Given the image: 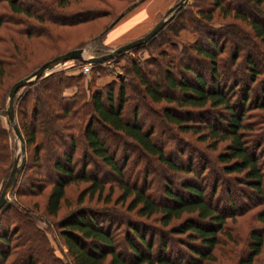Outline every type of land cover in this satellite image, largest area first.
Listing matches in <instances>:
<instances>
[{"label": "trees", "instance_id": "trees-1", "mask_svg": "<svg viewBox=\"0 0 264 264\" xmlns=\"http://www.w3.org/2000/svg\"><path fill=\"white\" fill-rule=\"evenodd\" d=\"M142 1L134 3L128 10ZM55 2V8L61 9L68 0H55ZM242 3L255 8L257 13L262 14L261 19L242 9ZM51 5L45 0H0V31L4 29V32H9V36H12L10 33L13 31L20 35L40 34L41 36L45 28L42 29L39 25H42L40 23L43 21L68 25L87 21L93 17V13L87 7L62 14L63 16L69 14L68 17H62L61 14V18L53 14L46 15L43 12L46 8H50L52 13H55ZM215 10L221 18H230L234 22L226 21L221 25L212 26ZM175 13V18L180 19V24L173 29L174 33L180 28L192 25L194 31L206 35L207 42H201L200 39L193 43L181 41L182 47L177 52L178 55H183L189 54L188 51L192 50L188 62H196L193 56L208 60L210 63L208 84L200 73L192 70L190 64L183 66L186 73L192 74L193 78L190 80H175L172 76L173 68L165 66L161 70L163 77L169 89L180 94L176 96L174 93L161 90V86L151 78L150 75H155L153 71L160 69L155 60L149 57L137 62L134 58H128L123 69L127 74L132 73L135 82L141 86V89H138L140 93L138 97L126 93L132 78L121 77L116 89L111 84L95 87L86 98L81 82L82 74L71 75L67 74L66 70H60L44 76L42 74L30 84L21 86L23 91L17 94L21 87L18 88L12 100L15 119L24 139L25 156L26 147L30 143L37 142L35 153L42 149L43 146L38 144V140L47 138L50 136L49 133L54 134L55 137L60 136L66 146L62 159L52 163V167L60 175L55 179H48L50 187L44 204L45 214L56 215L61 202H66L65 187L71 182L78 180L88 182L76 200L79 205L84 195L89 199L95 195L100 198L104 181L96 176L88 177L85 173L89 159L90 163L99 160L116 174L115 184L120 190L116 202L124 203L128 199L125 209L127 212L134 211L137 216L145 218L154 216L162 227L177 221L168 229V233L171 236L184 235L185 239H174V258L171 257L172 250L169 248L171 238H166L168 234L164 235L160 232L157 246L152 253L153 238L149 237L146 241L145 234L138 232L128 216L123 215V219L125 218L123 221L127 218L128 231L145 247V252L139 250L131 240L129 232L125 233V244L133 255L130 259H125L119 250L114 248L115 242L110 226L98 225L93 217L96 213L86 207L70 209L65 218L55 222L56 233L66 247V253L62 254L70 259L58 256L43 230L37 226L33 209L20 198L31 193L22 186L24 180L22 178L25 177L27 169L25 158L23 168L18 173L8 198L0 208V216H7L4 230L0 232V247L3 246L0 248V264H182L179 259L180 254H184L187 258L183 264H224V262L219 263V259H224L221 254L226 256L228 262L231 261L230 264H256V261L258 263L257 258L264 254V127L259 131L254 130V122L248 120L247 113L251 109L264 112V90H261V97L254 100H250L248 94L251 84L255 83L264 71L255 67L252 57L254 53L252 49L259 47V53L264 52L262 23L264 0H238L234 3L231 0H209L206 6L203 5L202 0H191L189 4L184 3ZM122 16L123 14L120 17ZM237 21L249 28V34ZM32 22L39 25L36 27ZM110 27L106 28L105 33ZM160 29L147 41H152ZM208 35H212L211 38ZM216 35L223 36L225 41L229 42L232 38L236 39L232 44L229 63L236 64L240 56L243 58L245 70L248 72L247 77L244 74L246 77L244 83L240 84L239 78H232L228 81L229 86L227 82L216 84L215 81L220 76L217 55L223 50L222 43L220 46L215 43ZM9 36L5 40L9 41V38H12ZM1 37L0 40L3 39ZM175 57L171 58V65ZM0 63L1 72L3 65L2 62ZM164 65L165 63L162 62V67ZM221 67H223L222 71L226 70L223 64ZM259 81L264 84V79ZM50 84L53 86L49 87ZM10 85L0 100V189L13 164V152L7 144V137L11 135L12 128L5 112V101ZM71 85L75 86L74 92L71 95H64V89ZM236 86L241 90L238 95L239 103H236L231 90ZM158 102H164L165 106L152 105ZM127 108L130 110L131 120L124 119ZM220 108L226 112L225 115L219 112ZM141 109L156 119L160 114L166 123H173L180 131L196 135L197 140L205 142L204 147L209 151L215 150L219 143H223V148L213 155L216 163L220 164L221 187L219 188L216 177L211 181L207 191L197 182L202 176L205 177L208 169L206 176L214 173V170L204 162L195 172L189 161L186 164L174 161L163 147L152 139L153 130L149 126L142 128L137 121ZM211 112L216 113L213 123L203 122L201 117ZM192 113L199 117L197 123L192 120ZM259 115L255 114V116ZM4 116L7 126L1 119ZM261 117L264 125V116ZM39 118L43 123L38 125ZM98 130L117 142L113 150L108 149L106 140L99 135ZM75 131L79 132V140L94 158V160L88 159L84 151L79 175L74 169L73 153L79 141H76ZM124 145L154 158L166 169L185 173L176 187L170 188L169 183L165 182L162 199L168 202L155 200L146 182V172L139 185L136 183L137 176L132 179V171L128 172V168L126 169L127 162L131 161L129 155L125 153L120 158L116 157V152ZM199 155L203 156V152ZM230 183L238 186L237 190L244 197L250 192L253 199L243 201L239 206L234 207L229 196ZM111 189L110 187L108 190L105 202L110 198ZM223 193L226 195L224 203L221 202ZM13 194L19 198L11 200ZM84 214L88 215L89 220ZM236 219L239 221L245 219L247 222L244 225L245 233L242 238L236 232L237 226L234 224ZM25 225L30 227L31 233L25 230ZM236 241L244 243V251L234 258L239 249ZM218 245H225V248L221 251L220 248H216ZM39 251L46 255L45 259L48 263H44V258L37 255Z\"/></svg>", "mask_w": 264, "mask_h": 264}, {"label": "rangeland", "instance_id": "rangeland-1", "mask_svg": "<svg viewBox=\"0 0 264 264\" xmlns=\"http://www.w3.org/2000/svg\"><path fill=\"white\" fill-rule=\"evenodd\" d=\"M46 2L52 4V8L55 9V13H52V10L50 8L44 9L43 12H45L46 15H55L57 18H61L62 14H67L75 12L77 10L84 9L87 7L91 10L93 13V17L87 21H82L75 24H60V23H52L49 21H43L42 25L36 24L32 22V25L41 26L44 30L43 35L40 36H26V35H20L18 33H15L14 31L10 34L12 36H9V32H4V29L0 31V36L3 38L0 40V62H2L1 72H0V100H2V97L5 95V92L7 90L8 85L12 83L13 81H16V79H19V77H23L27 75L31 70H34V68L38 65H40L42 62L61 54L67 50L73 49L75 47H79L83 51L84 56H94L100 53H106L109 52L112 48L116 47L119 44H122L124 42H127L130 40V36L127 37L125 40L116 46H106L104 44L105 40V30L109 26L115 25L119 20L121 21V18L130 10H128L134 3H137L139 0H68L67 4L63 6V8H55L56 2L55 0H45ZM140 2L138 7L139 9L134 11L131 10L130 13L127 15L128 19H125L123 22L121 21L116 28H122L124 27V33H129L128 35H134L135 33H138L137 36H134V38L141 36L144 34L147 30H149L161 17L164 16L165 12L168 10L170 6H172L177 0H155L153 3L150 1L149 3ZM154 1V0H153ZM164 1V2H163ZM203 5L206 6L209 0H202ZM233 3L238 0H231ZM191 0H187L185 4H189ZM135 7V6H134ZM133 7V8H134ZM144 9V10H143ZM242 9L245 11L251 13L252 15L257 16L261 19L262 14L257 13L255 11V8H252L251 6L245 5L242 3ZM177 12V11H176ZM61 14V15H60ZM123 14L122 17H120ZM170 12H168L166 15H169ZM176 14V13H175ZM175 14L172 16L171 19H169L163 27L160 29V32L157 34V36L154 37L152 41H146L142 45H138L134 48H131L129 50L122 51L121 53L116 54L113 58L108 59L106 61L102 62H91L89 63V67L87 71H84L82 69V64L79 63V61H76L75 59L66 60L63 62H60L53 67L47 69L44 73V75L57 72L60 70H66L67 74L75 75L78 73L82 74V86L83 90H85V97L88 98L89 94L91 93L92 89L95 87H103L107 84L113 85V87L116 89L117 83L119 78L124 77V79H130L132 83L127 87L126 93L129 95H132L134 97H138L140 93H138V89H141V86H138V84L135 82L134 77H132V73H126L123 69V66L127 64L128 58H134L139 61H143L146 58H151L153 61L155 60L156 65L160 66V69H157L155 72V75L151 76L152 79H154V82L157 83L159 86H161V90L169 91L171 93H174L176 96H179L180 94L178 92H174L169 89L168 85L166 84V81L163 77L162 68L167 66L168 68H173L172 76L175 80L180 79H192V74L186 73L183 69L184 64H190V66L193 67V71L196 73H200L207 84L209 83L208 77L210 72V63L206 59H202L201 57H195L196 62H188L189 60V54L191 51H188L189 54H183L178 55V52L182 45L181 41L185 43H193L196 42L198 39L202 42L205 41V34L198 33V31H194L191 26L180 28L176 33L173 32V29L180 24L177 17L175 18ZM72 15V14H71ZM68 15H62V17H68ZM120 17V18H119ZM119 18V19H118ZM262 23L264 25V17H262ZM118 19V20H117ZM152 19L151 24H149L145 29L144 27L150 22ZM117 20V21H116ZM123 20V19H122ZM226 21H233L230 18L224 19L217 15V12L215 10L213 14V18L211 21L212 26H218L221 25V23H225ZM185 22V21H184ZM236 22V20H235ZM240 26H242V29L249 34L248 27L242 23L237 21ZM190 24V23H187ZM110 27V29H111ZM116 30V29H115ZM114 30V33H116ZM133 31V32H131ZM113 32V31H112ZM9 36L12 38H9L10 40L7 41L5 38ZM114 38H118L120 36H123L122 34H113ZM210 38L212 35H208ZM133 37V36H132ZM8 38V37H7ZM131 38V39H134ZM215 43L217 45L223 44V50L221 53L217 55V67L219 72V77L215 81L216 84H223L225 82L230 81L232 78H239L240 84L244 83L246 81V77L248 76V72L245 70V63L243 62V58L237 59L236 64H230L229 59L230 55L232 53V47H233V41L235 42L236 39L232 38V40L229 42L228 40L225 41V38L223 36L216 35ZM224 42V43H223ZM260 46V45H259ZM263 48V46H260ZM259 48V47H258ZM255 48L252 49L254 52L252 57L254 61V65L258 69H264V52L259 53V49ZM241 55V53H240ZM166 56V58H165ZM174 58L173 65H171V58ZM170 58V59H169ZM170 62H169V61ZM162 62L165 63V65L162 67ZM185 62V63H184ZM188 62V63H186ZM158 63V64H157ZM194 63V64H193ZM1 64V63H0ZM224 65V68L226 70L222 71L221 65ZM155 65V66H156ZM151 68H154L153 66H150ZM159 68V67H158ZM155 69V68H154ZM232 70V71H230ZM246 74V77L245 75ZM264 71L260 77H258L257 81L250 86L249 90V97L250 100H254L257 97H261V90H264V84H262L259 79H264ZM53 85L50 84L49 87H52ZM227 86V85H226ZM229 86V84H228ZM241 86V85H240ZM75 90V86L71 85L64 89L63 94L64 95H71ZM232 93L234 94V98L236 100V103H239L238 101V95L241 92L240 87L236 86L234 89H231ZM23 91V87L18 89L17 94H20ZM130 96V97H132ZM51 102V101H50ZM153 106L161 107L165 106L164 102H158V103H152ZM173 108V107H172ZM185 109V108H184ZM219 112L222 114H226L222 108L218 109ZM210 111V110H209ZM247 113L249 116L248 120H253L254 122V130L259 131L261 130L264 125L262 123L264 112L258 111L255 109H251ZM255 114H260L259 116H255ZM197 114L192 113L191 117L192 120H194V123H197L198 116ZM216 113L211 112L208 114H204V116L201 117V120L205 123H213V118L215 117ZM3 123L5 126H7L6 123V116L1 117ZM43 119V118H42ZM125 120H131V114L129 108L125 110L124 114ZM200 120V119H199ZM37 124H42L43 121H40V118L37 119ZM137 121L142 126V128H148V126L153 130L152 132V139L159 145H161L164 149V151L174 160L177 162H181L183 164H186L188 161L191 163L192 167L194 168L195 172L198 171V167L202 162L204 164L210 166L214 170V175L206 176L208 174V171L205 172V177L203 176L197 180L198 183H200L204 190L207 191L211 181L214 177H216L218 180L217 184L219 188L221 187V182L219 181V178L221 176L219 165L213 158V155L216 154V152L220 151L223 148V143H219V145L216 147L215 150L209 151L204 147L205 142H201L196 139V135L192 134L191 132H182L180 131L177 126L173 123H166L164 118L158 114L157 119L155 117H151L147 114V112L143 109L140 110L138 114ZM45 123L46 121L45 118ZM217 124H219L217 122ZM99 135H101L105 140L106 144L108 146L109 150H113V148L117 145V142L112 139L111 137H107L101 130H98ZM50 136H47V138L38 140V144L42 147V149H39L35 153V145L34 144H28L26 147V175L24 178H22V186L24 188H27L31 193L22 195L20 197L22 200H24V203L27 202V205L33 209L34 215L36 218L37 226L43 230L45 233L47 239L49 240L50 245L54 248L55 253L62 257L68 259L66 255H63L66 253V247L62 243L61 238H59L58 234L56 233L57 228L55 227V222L59 221L62 218H65L66 214L70 211V209H76L78 207H86L88 210L93 211L96 213L93 217L98 225L105 227L106 225L110 226V230L112 233V236L114 237V248L119 250L122 257L125 259H130L133 255L127 248L125 244V233H128L126 221H123V215L125 217L128 216V219L133 222L132 225H134L138 232H142L145 234L146 241L149 240V237L153 238V250L152 253L155 251V248L157 246V242L159 240L160 232H163L164 235H167L166 238H171V241H169L170 244V250L171 257L174 258V246H175V238H184V235H169L168 229L173 226L177 221H172L168 226L162 227L155 219L154 216L145 218L137 216L134 211L127 212L126 206L128 203V199L125 200L124 203L116 202V198L120 194L119 187L116 186V174L111 172L106 166H104L99 160H96L95 162L90 163V159L94 158L90 155V153L85 149L83 142L79 140V132L75 131L76 135V141L77 146L74 149L73 158H74V169L76 173L79 175L80 173V165H81V156L86 152V157L89 159V162L86 165V171L88 177H94L96 176L98 179H101V181H104L103 183V192L100 198H97L95 195L93 198L89 199L86 195L83 196L82 202L80 205L77 203V198L79 197V193L82 190L84 186L88 184L87 181H81L78 180L76 182L68 183L65 187V193L64 196L66 198V202H61L60 207L56 215L49 216L45 214L44 212V204L46 195L48 192V189L50 187L49 181L51 179H55L57 175H60L57 173L54 168L52 167V163H54L57 160L62 159V154L66 151V146L61 141L62 139L60 136H56L54 134L49 133ZM53 137H52V136ZM124 140V139H123ZM130 142V141H129ZM7 144L10 149H12L13 157L14 155L19 152V140L15 136V134L11 130V135L7 137ZM46 146V147H45ZM122 148V149H121ZM118 152H116V157L120 158L122 154H128L131 161L127 162L128 172L132 171V179L138 177L137 179V185H139L142 182V178L144 176V173H147V179L146 182L148 184V187L157 201L162 202H168L166 199H162V191L163 187L165 186V182L169 183V187L173 188L178 186L179 182L184 178V174L182 172H173L166 169L164 166H162L160 163H158L154 158H151L147 155H145L143 152L133 151L131 147H126L125 145L121 147ZM207 150V151H206ZM198 151V152H197ZM210 153H209V152ZM203 152V156L199 155V153ZM144 154V155H143ZM12 160V159H11ZM88 161V160H86ZM141 171V173H140ZM65 177V176H64ZM50 179V180H48ZM0 186H1V180H0ZM41 186V187H40ZM112 188V193L110 195V198L108 201L105 202L107 198V193L109 188ZM239 188L238 186L233 185V183H230L229 185V196L230 201L234 205V207L239 206L241 202L251 201L253 199V196L250 194L246 195V197L242 196L239 191L237 190ZM15 195L13 194L11 196V200H15ZM162 199V200H161ZM226 195L223 193L222 195V201L225 202ZM86 219L89 220V217L87 214H84ZM7 216L1 215L0 216V232H2L4 229V226L7 223ZM241 220V219H240ZM27 222V221H26ZM246 220L242 219V221H239V219H236L234 224H236V232L237 234L242 238L244 236V225H246ZM25 230L28 233H31L32 230L28 225L24 226ZM241 229V230H240ZM131 240L133 243L137 246L139 250L142 252H145V247L140 244V242L137 240V238L132 235L131 232H129ZM185 239V238H184ZM187 242V241H185ZM237 242V241H236ZM197 244V243H196ZM238 244V250L237 253H235L234 258L236 256L240 255L244 251V243ZM1 246L0 248H2ZM216 248H220L222 251V248H225V245H218ZM218 250V249H216ZM239 252V253H238ZM63 253V254H62ZM219 254V253H218ZM238 254V255H237ZM38 256L41 258H44V263H48V260L45 259V254L41 253L39 251L37 253ZM223 258L225 259H219V263L224 262V264H230L228 262L226 256L221 254ZM220 254L219 256L222 257ZM264 256L261 255L257 258L258 263L256 261V264H264ZM70 259V258H69ZM180 262L183 264L187 260L184 254L179 255ZM107 261V259H106ZM105 261V262H106ZM214 264V263H213Z\"/></svg>", "mask_w": 264, "mask_h": 264}, {"label": "water", "instance_id": "water-1", "mask_svg": "<svg viewBox=\"0 0 264 264\" xmlns=\"http://www.w3.org/2000/svg\"><path fill=\"white\" fill-rule=\"evenodd\" d=\"M186 1L187 0H177L172 6L168 8L164 16L161 17L144 34L134 39H131L127 42L117 45L116 47L112 48L109 52L102 53L99 55H94V56H84L82 49L79 47L67 50L61 54H58L42 62L34 70L29 72L27 75L17 79L10 85L8 92H7L6 101H5V112H6L8 121L11 125V128L13 130V133L19 140V152H17L14 155L13 164L11 166L9 174L0 189V208L6 202L8 195L15 184L18 173L20 172V170H22L24 162H25L24 139L17 125L15 115L13 112V107H12L13 96H14V93L17 91V89L20 88L21 86L30 84L31 82L36 80L39 76H41L47 69L53 67L54 65L60 62L70 60V59H78L82 62H102V61H106L108 59L113 58L116 54L122 51H125L129 48L145 43L151 36H153L165 24V22H167L169 19L172 18L175 12ZM168 12H170V14L166 15Z\"/></svg>", "mask_w": 264, "mask_h": 264}, {"label": "crops", "instance_id": "crops-1", "mask_svg": "<svg viewBox=\"0 0 264 264\" xmlns=\"http://www.w3.org/2000/svg\"><path fill=\"white\" fill-rule=\"evenodd\" d=\"M150 1H152L153 3L155 2V0L153 1V0H145V2H147V3H149V5H150ZM142 2H144V1H142ZM141 2V3H142ZM164 2V1H163ZM139 5V4H138ZM138 5H136L134 8H132L131 10H133L134 9V11H135V9L138 7ZM139 9V7L136 9V10H138ZM130 10V11H131ZM144 10V9H143ZM130 11H128L124 16H123V18H121V21L123 22L125 19H128V14L130 13ZM123 19V20H122ZM120 20H119V22H117L115 25H113L112 27H111V29H109L108 30V32L106 33V35H105V40L103 41L104 42V44L106 45V46H116L117 44H119V43H121V42H123V41H125V40H128V39H126L127 37H129L130 36V40H131V38H134V36H137V34L138 33H135L134 35H128L129 33L127 32L126 34L124 33V27H126V26H123L121 29L120 28H116V27H118L120 24V22H121ZM151 22H152V19L150 20V22L144 27V29L149 25V24H151ZM119 24V25H118ZM118 25V26H117ZM116 29V30H115ZM114 30H115V32L116 33H114ZM113 31V32H112ZM131 32H133V31H131ZM115 35V34H118V35H120V34H122L123 36H120V37H118V38H114L112 35ZM133 36V37H132ZM129 41V40H128Z\"/></svg>", "mask_w": 264, "mask_h": 264}, {"label": "built area", "instance_id": "built-area-1", "mask_svg": "<svg viewBox=\"0 0 264 264\" xmlns=\"http://www.w3.org/2000/svg\"><path fill=\"white\" fill-rule=\"evenodd\" d=\"M88 67H89V63H83V64H82V69H83L84 71H87V70H88Z\"/></svg>", "mask_w": 264, "mask_h": 264}]
</instances>
